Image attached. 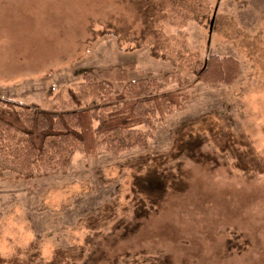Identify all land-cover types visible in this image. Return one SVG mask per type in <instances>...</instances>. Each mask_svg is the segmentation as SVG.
<instances>
[{"label":"rangeland","instance_id":"1","mask_svg":"<svg viewBox=\"0 0 264 264\" xmlns=\"http://www.w3.org/2000/svg\"><path fill=\"white\" fill-rule=\"evenodd\" d=\"M168 1L146 21L135 0H0L2 100L68 107V89L112 67L189 94L140 128L144 147L7 173L0 264H264V0H205L202 23ZM151 24L168 58L144 42ZM191 53L236 60L237 79L196 82Z\"/></svg>","mask_w":264,"mask_h":264},{"label":"trees","instance_id":"2","mask_svg":"<svg viewBox=\"0 0 264 264\" xmlns=\"http://www.w3.org/2000/svg\"><path fill=\"white\" fill-rule=\"evenodd\" d=\"M135 1L146 21L158 11L154 0ZM174 1L177 7L184 4V14L198 23L207 16L205 0H169L172 7ZM145 32L153 55L168 58L171 38L153 24ZM183 67L196 82L208 84H230L239 74L236 60L216 55L191 53ZM167 77L131 79L126 69L112 67L86 73L77 89H68V107L0 99V181L8 179L7 173L15 181H27L63 171L77 152L94 156L105 149L118 155L144 147L151 130L140 128L153 129L154 120H164L189 100L183 90H167Z\"/></svg>","mask_w":264,"mask_h":264},{"label":"water","instance_id":"3","mask_svg":"<svg viewBox=\"0 0 264 264\" xmlns=\"http://www.w3.org/2000/svg\"><path fill=\"white\" fill-rule=\"evenodd\" d=\"M213 23V22H212Z\"/></svg>","mask_w":264,"mask_h":264}]
</instances>
